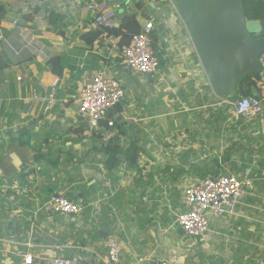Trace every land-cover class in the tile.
<instances>
[{
  "label": "crops",
  "instance_id": "0c3cea01",
  "mask_svg": "<svg viewBox=\"0 0 264 264\" xmlns=\"http://www.w3.org/2000/svg\"><path fill=\"white\" fill-rule=\"evenodd\" d=\"M89 1L0 0V158L9 155L12 160L8 174L0 168V202L7 204L8 212L0 211V264H23L15 254L17 248L29 251L33 264H48L55 256H76L79 264H92L105 254L109 235L122 243L124 262L143 258V264L161 259L174 264H264V112L236 120L224 106L219 107L212 90L205 88L209 85L201 78L203 68L184 24L176 14L161 11L166 8L173 13V8L155 3L153 7L151 0L147 1L157 13L156 21L139 14L137 19L142 26L149 20L154 23L160 73L152 79L124 70L121 59L110 56L106 34L92 45L83 39L84 33L98 30L86 8ZM111 1L117 11L120 5ZM132 1L123 6L132 7ZM52 11L64 15L65 35L53 31ZM123 14L116 18L117 26ZM55 55L67 65L62 76L49 70L48 61ZM103 66L121 80L125 97L115 126L103 124L94 135L85 130L78 103L65 96L78 92ZM159 77L167 78L165 89L158 91L156 102L145 107L142 117H132L131 110L139 109L133 103L135 92L139 88L150 92ZM55 83L59 95L49 110L30 101L32 88L45 93ZM166 90L171 92L161 96ZM173 101L224 111L205 113V120L215 115L220 121L215 139L214 134L205 135L208 138L196 142L201 134L197 129L168 128L173 140L183 142L176 149V162L164 156L165 147L151 142L154 134L160 138L168 134L158 128L152 112L163 111L159 118ZM184 116L192 118L194 113ZM126 126L141 128L145 136L126 139ZM96 136L104 142L93 144ZM110 139L123 149L132 143L139 148V171L123 155L113 164ZM217 174L248 176L253 189L238 205L236 215L211 218L208 237L187 238L176 224V214L186 209L183 190ZM166 183L181 191L171 202L164 196ZM6 187L13 190L10 197ZM58 195L78 202L82 213L52 210L50 203Z\"/></svg>",
  "mask_w": 264,
  "mask_h": 264
},
{
  "label": "built area",
  "instance_id": "2783aa9c",
  "mask_svg": "<svg viewBox=\"0 0 264 264\" xmlns=\"http://www.w3.org/2000/svg\"><path fill=\"white\" fill-rule=\"evenodd\" d=\"M111 0H90L86 8L91 14L93 24L98 29L117 26V11ZM154 23L147 21L142 31L135 34L130 43L121 44L120 38L107 35L111 42L110 56L121 59L124 70L155 79L160 73L161 58L154 45ZM0 38L3 32L0 26ZM112 40V41H111ZM261 71L258 74L257 95H241L239 99H219V107L230 108L232 117L239 120L242 117L255 116L264 112V52L259 58ZM20 78V77H19ZM56 83L51 91L40 93L34 87L31 90L30 101L44 104L45 111L58 96ZM78 103V113L89 133L97 131L103 124L114 127L121 117L119 111H111L125 97V88L121 80L110 72L107 66L95 71L88 78L78 92L68 93L65 96ZM253 189V179L237 174H217L200 179L185 186L183 200L186 206L184 211L176 214V224L187 238H206L210 232L211 218L234 216L242 199ZM54 211L64 214H81V205L64 195H58L51 201ZM14 243L13 241H10ZM105 254L92 264H143L144 259L124 262L122 258V243L114 236L106 239ZM15 254L21 258L23 264H33L34 256L23 248H17ZM76 256H55L48 264H79ZM155 264H174L170 259H161Z\"/></svg>",
  "mask_w": 264,
  "mask_h": 264
},
{
  "label": "water",
  "instance_id": "95a60500",
  "mask_svg": "<svg viewBox=\"0 0 264 264\" xmlns=\"http://www.w3.org/2000/svg\"><path fill=\"white\" fill-rule=\"evenodd\" d=\"M132 0H116L124 5ZM184 24L203 72L215 97L240 98L237 83L246 75L255 77L261 71L259 61L264 52L263 26L260 20L247 19L242 0H169ZM156 7L154 3H151ZM252 89V94L257 95ZM155 264V263H154Z\"/></svg>",
  "mask_w": 264,
  "mask_h": 264
},
{
  "label": "rangeland",
  "instance_id": "374dc122",
  "mask_svg": "<svg viewBox=\"0 0 264 264\" xmlns=\"http://www.w3.org/2000/svg\"><path fill=\"white\" fill-rule=\"evenodd\" d=\"M155 3L156 5H160V6H165L167 5V8H172L169 0H151V3ZM127 9H131V11H133L135 13V9L138 10V8L135 6V4L132 5V7H128V5L126 4V6L120 5V7H118L117 9V17L120 16L121 14H123L124 12H126ZM119 10V12H118ZM142 11L137 12L141 17H143L144 19L150 18L153 19L154 21H156V16L157 13L155 12V9L149 5L147 0H144V5L142 9H139ZM138 15V16H139ZM165 79H167L166 77L164 79H160V77L158 79L155 80V82L152 84L154 86V89H152L150 92L149 91H145L141 88H139L136 92H135V97L133 99V103L134 105L139 108L138 110H131V115L134 118H140L144 115L145 112V107H147L148 105H152L153 102H156V100H154V98H157L158 94L161 93V91H163V89H165V87L167 86ZM152 80V79H150ZM206 89H208L209 91L211 90L209 88V86L205 87ZM159 91V93H158ZM171 91L166 90L164 91V93L160 94L161 96L164 95L165 93L168 95ZM194 94V92L192 93ZM211 101H216V98H214L213 100H210L208 103H210ZM193 108H191V105L189 104H185L183 102L179 103L176 101H173V103H169L166 104V114H162L160 115L159 118L157 114H161L163 113V111H155L152 112V118H156V120L158 121V128L161 129V131H163V129L165 128L167 131V135H165L163 132L162 138H160L159 134H154L151 136V142L152 141H156L159 145L163 146L166 148L167 152L164 153V156L167 157V159L170 158V160H173L174 162L177 161L178 156H179V152L176 151L177 147L181 146L183 144V142H181V139H176L173 140V137L169 136V133L171 130H169L168 128L170 127H174L175 125H177V127L181 126L182 128H184L185 126L188 128V130H192V129H197L201 134L198 137H195L196 142H199L198 139L201 138H208L206 136L208 135H212L214 134V139L216 136H218L216 134V129L220 127V125H218L217 123H220V121L215 117V115L213 117L207 118L205 120V113L211 112V113H219V112H224L223 110H217L215 107L212 106H208V107H203L199 108V105H197V103H193L192 105ZM144 108V109H142ZM176 108V110H175ZM187 108H191L190 110H187ZM230 108L226 109L227 113H231L230 112ZM175 111H179L181 113L179 114H174ZM194 113V116L192 118H190L189 116H184L185 113ZM196 113H198L196 115ZM165 118V122H161V119ZM193 118H195L196 120H194ZM187 120L189 121L188 125H185L183 122ZM170 124H172V126H170ZM232 127V126H230ZM155 128H157V125H155ZM176 128V126H175ZM233 128V127H232ZM231 128V129H232ZM245 128V126H244ZM126 133L128 132V136L126 137V139L128 137L131 136H136L139 138L144 137L145 135L142 134V129L141 128H131V126H126ZM234 129V128H233ZM247 131H250V129H246L245 133H248ZM143 132L146 133L147 131H145L143 129ZM204 134V135H203ZM206 135V136H205ZM179 137V136H176ZM104 141H97V138L93 140V144H97V143H102ZM121 143L124 144V138L121 137ZM165 143H169V147L164 146ZM171 143V144H170ZM155 185V184H154ZM7 191L6 194L8 197H10L12 195V188L6 187ZM156 190V189H155ZM164 196L166 198H168V200L171 202L172 197H175L177 194H181V191L179 189L176 190V187L174 185H172L171 183H166L165 188H164ZM180 191V192H179ZM168 200L166 201L168 203ZM1 201V200H0ZM14 200H7L8 203L12 202ZM173 201V200H172ZM0 205H5V209L0 206V211L8 213L6 210V205L7 204H2L0 202Z\"/></svg>",
  "mask_w": 264,
  "mask_h": 264
},
{
  "label": "trees",
  "instance_id": "16d2710c",
  "mask_svg": "<svg viewBox=\"0 0 264 264\" xmlns=\"http://www.w3.org/2000/svg\"><path fill=\"white\" fill-rule=\"evenodd\" d=\"M132 3L135 4L138 9H142L144 5V0H133ZM242 6L244 10V15L247 19H257L261 21V24L263 26L261 36H264V0H242ZM137 16L138 13L134 12L124 13L121 17V21L118 26L113 28L91 30L84 33L82 37L88 45H92L103 34L120 37L121 44H128L130 43L132 37L135 34L140 33L142 31V25L138 21ZM64 19V15H61L60 13H56L54 11L50 12L49 23L52 25L54 32H57L61 35H65V28L68 26V23H65ZM66 66V63L62 60L59 55H55L52 59L48 61L49 70L58 76H62L64 74ZM257 78L258 75L255 77H252L251 75H246L239 80L237 86L239 87L241 95H251L252 89H256L257 92L259 91V87L257 85ZM120 102L115 107V109L110 112V114H113L120 109ZM85 130L87 131L86 125ZM96 132L97 131H94L93 134L95 135ZM108 143L113 145L114 148L113 150L109 149V151H111V153L113 154L114 165L118 164L121 160V158H119L118 156L123 155L125 160L129 162L132 167L136 168V170L138 171L140 170L138 168V162L140 160L139 148L134 143L130 144L126 149L120 147V144L117 142L116 139H110ZM11 162L12 160L9 155H4L0 158V168L4 171V174L9 173L7 169V164Z\"/></svg>",
  "mask_w": 264,
  "mask_h": 264
},
{
  "label": "clouds",
  "instance_id": "9594fccd",
  "mask_svg": "<svg viewBox=\"0 0 264 264\" xmlns=\"http://www.w3.org/2000/svg\"><path fill=\"white\" fill-rule=\"evenodd\" d=\"M210 87V86H209ZM211 89V88H210ZM217 98V97H216ZM219 100V98H217ZM229 99H239V98H229ZM226 109H229V108H226ZM231 111V110H230Z\"/></svg>",
  "mask_w": 264,
  "mask_h": 264
}]
</instances>
